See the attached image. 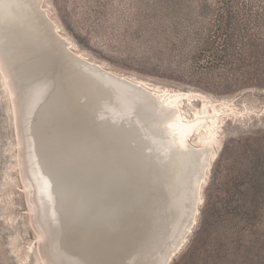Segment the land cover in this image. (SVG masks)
Here are the masks:
<instances>
[{"label": "bare ground", "instance_id": "bare-ground-1", "mask_svg": "<svg viewBox=\"0 0 264 264\" xmlns=\"http://www.w3.org/2000/svg\"><path fill=\"white\" fill-rule=\"evenodd\" d=\"M41 1L0 0V74L41 258L161 264L192 215L171 264L203 204L220 123L248 112L110 69L65 42Z\"/></svg>", "mask_w": 264, "mask_h": 264}, {"label": "rangeland", "instance_id": "rangeland-1", "mask_svg": "<svg viewBox=\"0 0 264 264\" xmlns=\"http://www.w3.org/2000/svg\"><path fill=\"white\" fill-rule=\"evenodd\" d=\"M39 4L65 42L110 69L248 112L220 123L221 151L198 190L203 204L171 264H264V0ZM192 105L184 106L187 116L196 110ZM18 147L13 104L0 74V264H44L39 229L28 220Z\"/></svg>", "mask_w": 264, "mask_h": 264}, {"label": "water", "instance_id": "water-1", "mask_svg": "<svg viewBox=\"0 0 264 264\" xmlns=\"http://www.w3.org/2000/svg\"><path fill=\"white\" fill-rule=\"evenodd\" d=\"M131 89H134L135 91H138V92H140V90H137V89H135V88H131ZM144 96H146L147 98H149L150 100H152V101H155L154 99H153V97H151V95H149V94H152L153 95V93H149V94H144V93H142ZM155 103V102H154ZM186 159H188V162L191 164H194V162H192V160L194 159V154H190V155H188L187 156V158ZM201 159H202V156H201ZM203 159H204V157H203Z\"/></svg>", "mask_w": 264, "mask_h": 264}]
</instances>
